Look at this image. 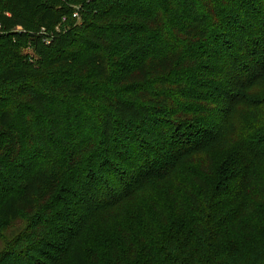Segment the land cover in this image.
<instances>
[{
	"label": "trees",
	"instance_id": "1",
	"mask_svg": "<svg viewBox=\"0 0 264 264\" xmlns=\"http://www.w3.org/2000/svg\"><path fill=\"white\" fill-rule=\"evenodd\" d=\"M0 239L264 264V0H0Z\"/></svg>",
	"mask_w": 264,
	"mask_h": 264
},
{
	"label": "rangeland",
	"instance_id": "2",
	"mask_svg": "<svg viewBox=\"0 0 264 264\" xmlns=\"http://www.w3.org/2000/svg\"><path fill=\"white\" fill-rule=\"evenodd\" d=\"M24 53L25 54H29V56H31V57H34V58H36L35 57V55H34V53H32V51L30 50V49H24ZM1 245H2V242H1V239H0V248H1Z\"/></svg>",
	"mask_w": 264,
	"mask_h": 264
},
{
	"label": "built area",
	"instance_id": "3",
	"mask_svg": "<svg viewBox=\"0 0 264 264\" xmlns=\"http://www.w3.org/2000/svg\"><path fill=\"white\" fill-rule=\"evenodd\" d=\"M73 14L75 18H78L80 16L79 11L77 10H74ZM64 20H66V18H64Z\"/></svg>",
	"mask_w": 264,
	"mask_h": 264
}]
</instances>
